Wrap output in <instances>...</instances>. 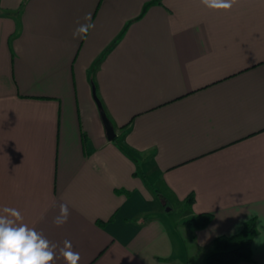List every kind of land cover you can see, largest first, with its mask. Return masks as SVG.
<instances>
[{"label":"crops","instance_id":"obj_1","mask_svg":"<svg viewBox=\"0 0 264 264\" xmlns=\"http://www.w3.org/2000/svg\"><path fill=\"white\" fill-rule=\"evenodd\" d=\"M5 206L57 245L51 264L65 240L78 264L205 262L251 219L238 264H264V0H0Z\"/></svg>","mask_w":264,"mask_h":264},{"label":"clouds","instance_id":"obj_2","mask_svg":"<svg viewBox=\"0 0 264 264\" xmlns=\"http://www.w3.org/2000/svg\"><path fill=\"white\" fill-rule=\"evenodd\" d=\"M203 6L213 10H230L236 0H201ZM84 24H79L73 31L74 38L84 39L94 27L90 16L84 17ZM69 207L60 203L58 214L53 223L62 226L67 222ZM20 210L5 206L0 209V264H51L57 255V245L48 241L41 233L23 222ZM59 255L66 264H78L80 254L73 250L70 241L65 240L59 248Z\"/></svg>","mask_w":264,"mask_h":264},{"label":"trees","instance_id":"obj_3","mask_svg":"<svg viewBox=\"0 0 264 264\" xmlns=\"http://www.w3.org/2000/svg\"><path fill=\"white\" fill-rule=\"evenodd\" d=\"M163 199L166 202L164 197ZM193 201L194 197L190 195L185 199V204L189 206ZM212 217L211 213H201L185 219L182 223L192 230H199L205 228ZM256 234L255 220L251 219L238 234L216 237L211 244L210 252L205 257V264H238L252 261V241Z\"/></svg>","mask_w":264,"mask_h":264},{"label":"water","instance_id":"obj_4","mask_svg":"<svg viewBox=\"0 0 264 264\" xmlns=\"http://www.w3.org/2000/svg\"><path fill=\"white\" fill-rule=\"evenodd\" d=\"M96 101L98 102L97 99H96ZM98 104H99V102H98ZM101 117H102V120H103L105 129H106L107 137L109 138V140L114 139L115 138V135H116L115 134V131H114V128L110 124V122H109L108 118L106 117L105 113L102 112L101 113Z\"/></svg>","mask_w":264,"mask_h":264},{"label":"rangeland","instance_id":"obj_5","mask_svg":"<svg viewBox=\"0 0 264 264\" xmlns=\"http://www.w3.org/2000/svg\"><path fill=\"white\" fill-rule=\"evenodd\" d=\"M176 213V212H175ZM174 215H176V214H174ZM171 217V216H170ZM173 217V216H172ZM191 264H205V262H200L197 258H195L192 262H191Z\"/></svg>","mask_w":264,"mask_h":264}]
</instances>
